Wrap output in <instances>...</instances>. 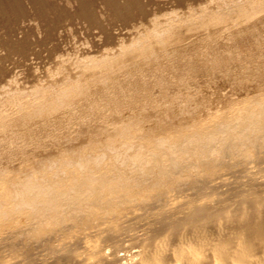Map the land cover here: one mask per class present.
Here are the masks:
<instances>
[{"label":"bare ground","instance_id":"6f19581e","mask_svg":"<svg viewBox=\"0 0 264 264\" xmlns=\"http://www.w3.org/2000/svg\"><path fill=\"white\" fill-rule=\"evenodd\" d=\"M25 1L46 21L48 41L61 37L64 19H81L98 29L97 42L81 43L62 77L37 81L29 94L10 97L19 112L43 118V127L59 110L70 114L86 108L88 96L100 97L119 73L133 74L142 62L168 53L165 46L172 43L165 34L173 19L160 25L147 8L151 0H98L124 29L131 18L150 23L151 39L137 33L128 36L130 43L128 30L99 22L93 0H72L74 12L57 10L51 0ZM25 1L0 0L4 27L10 30L28 15ZM243 1L252 7L264 3L173 0L176 6H196L208 18L206 28L225 24L207 39L231 29L229 18ZM151 40L164 52L155 51ZM30 44L28 34L5 41L23 57ZM129 55L134 58L124 60ZM257 55L241 70L253 87L229 96L222 106L193 102L191 92L166 93L172 103L166 106L153 100V93L145 95L151 105L134 99L138 103L128 102L123 113L102 112L104 117H97L102 123L81 127L76 137L34 141L32 151L16 145L17 150L0 153V264H264V56ZM3 73L0 67V77ZM242 84L237 89L246 88ZM6 115L0 108V122Z\"/></svg>","mask_w":264,"mask_h":264},{"label":"rangeland","instance_id":"374dc122","mask_svg":"<svg viewBox=\"0 0 264 264\" xmlns=\"http://www.w3.org/2000/svg\"><path fill=\"white\" fill-rule=\"evenodd\" d=\"M51 1L56 3L57 10H68L69 12H74L77 5L72 0ZM93 1L97 8L99 22L109 28H116L115 30L118 29L121 32L128 30L126 40L129 43L128 36L132 38L137 33L141 37L148 36V39H151L150 36L152 34L149 32L151 26L148 21L131 18L126 21V24L129 26L125 30L121 24L122 21L114 18L107 10L100 7L102 5L98 0ZM151 1L152 3L147 8L152 17L157 16L161 20L160 25H164L168 17L173 19V26L165 34L168 42H172L165 46L167 47L165 49H168V53H163L164 55L159 57V59H150V61L139 64V67L137 66L135 68L137 72H133V74L135 73L134 76L133 74L129 75L125 71L119 73L128 75L124 74L126 76L125 78L124 75L118 74L115 82L117 85L114 84L112 87L106 90L104 89L105 91H102L103 94L100 97H95L94 95L88 96L90 99L83 105L86 108L82 110H79L81 109L80 107H76V110L70 109L73 112L71 113L69 111L70 114L65 110H63L65 112H60L59 110L50 117L52 120V122L50 121L51 124H45L44 127L43 118L39 116H28L19 112L15 104L16 101L10 97L29 94L33 84L37 83V81L41 82L43 80L41 83H47L48 81L62 77L66 73V68L70 67V65L73 66V61L69 58L74 57L73 53L82 46L81 43L90 46L97 42L94 39V35L98 33V29H91L89 24L81 19L73 22L64 19L59 26L61 37L58 40L48 41L49 39H46L48 31L46 21L35 14L27 1L25 3L27 4L28 15L25 18L19 19L12 26L13 28L11 27L12 30L4 27L0 21V67L5 69V73L0 77V108L4 110V113L8 114L6 115V121L0 122V153L15 151L17 150L16 145H26L28 148H25V150L32 151L36 148L34 141L38 143L44 140L50 143L53 139L76 137L79 135L81 127L102 123L100 121L102 118L99 117L100 119L98 120V116L104 117V115H110L112 117L120 112H125L127 110L125 108L127 105L125 106V104H129L128 102H133L134 104L138 102L139 104H144L145 102V105H151L152 103H146L147 99L145 95L147 97L154 93L151 98L153 100L156 98L157 103L161 102L167 106L172 103L166 101V93L170 95L171 93H174L173 95L176 93L177 95L182 92L181 94L183 95V92H191L190 96H193V102H200L202 100L217 107V105L222 106L229 96L236 98L239 94L245 93V90L247 91V86L250 87L248 89L253 87L254 82L252 80L245 82L246 79L241 78L243 73L241 70H243L242 67L244 65H247L246 61L249 63V60H253L251 58L254 55L256 56L259 53V56H264V3H258L252 7L243 1L240 5L244 4V7L236 6V10L232 12V16L228 21L231 29H226L228 32L230 31V34L233 33L232 36H236L233 37L234 39L229 37L230 34L226 30L222 31V33L217 32V35L215 34L217 37L214 35L212 39H207L209 35H213L217 30L221 31V28L224 30L225 24L211 25L212 27L209 26L210 28L208 27V29L203 25L208 18H203L200 15L201 12L196 9V6L193 8L176 6L173 0L172 3L169 2L171 0ZM215 1L219 0H213V2ZM166 2L169 3L166 4ZM54 17L55 14L50 11L49 18ZM221 25L223 27L220 28ZM128 32L131 35H128ZM219 33L222 35L221 37ZM224 33H226L227 38L224 36ZM25 34H28V39L31 44L28 55L23 57L18 53H12L9 47L5 45V41L6 39L21 41ZM179 37L184 39L179 40L182 41L181 43L174 45L173 42ZM96 38L99 44L103 42L100 36ZM151 41H153L155 51L164 52V47L161 48L162 46L159 44L160 47H157V43L155 42L156 44H154V40ZM55 42L60 43L61 48L66 50V53L63 54L64 58L58 56L64 51L62 49L60 50V48L57 51ZM252 54L253 56H251ZM130 56H127V59L124 58V60L128 61L134 58V56H131V58ZM148 62H152L153 64L151 63L150 65ZM140 69L142 70L140 71ZM129 78L133 80H129ZM240 80L246 86V88H242L244 90L237 89L238 85L236 84L238 82L239 85L242 84ZM252 82L253 84H250ZM99 85L101 84L99 83ZM169 85L171 88H169ZM163 87L164 95L163 91L160 93ZM94 90L92 89L91 91ZM14 93L18 94L13 95ZM129 95L130 98H133L130 99ZM183 98V96L179 97V101ZM134 99H139L140 101L135 102ZM191 106L193 107V103ZM85 109L88 110L85 111ZM102 112L104 114L103 116ZM30 118L31 120H29ZM61 120H66L65 124L63 121V125H58L57 123L60 124L62 122ZM53 122L56 124L52 125ZM26 127L33 129L30 131L29 129H25Z\"/></svg>","mask_w":264,"mask_h":264}]
</instances>
